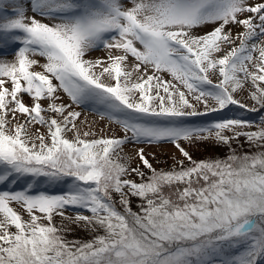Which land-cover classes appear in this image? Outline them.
Masks as SVG:
<instances>
[{"label": "snow or ice", "instance_id": "6c2138e0", "mask_svg": "<svg viewBox=\"0 0 264 264\" xmlns=\"http://www.w3.org/2000/svg\"><path fill=\"white\" fill-rule=\"evenodd\" d=\"M129 3L0 0V185L10 186L0 190V264H264V117L256 131L237 117L193 119L264 109V2ZM205 25L218 26L194 34ZM101 48L106 60L87 59ZM247 85L252 108L235 96ZM61 92L123 137L82 130ZM240 137L258 150L196 161L182 146L231 148ZM160 142L184 158L171 170L153 168L142 148L149 174L122 162L125 144ZM77 209L89 214H67ZM72 225L92 239L69 240Z\"/></svg>", "mask_w": 264, "mask_h": 264}, {"label": "rangeland", "instance_id": "374dc122", "mask_svg": "<svg viewBox=\"0 0 264 264\" xmlns=\"http://www.w3.org/2000/svg\"><path fill=\"white\" fill-rule=\"evenodd\" d=\"M25 2L27 3L28 0H25ZM124 2L126 4V6H130L129 0H124ZM248 2L250 4H255V3L264 2V0H248ZM29 14H31V13L29 12ZM245 15H247V14H245ZM37 18H39V17H37ZM241 18H244V17H241ZM45 22H47V21H45ZM216 26H218V25L202 26V27L196 29L194 34L195 35H204L210 31H212V29ZM225 31H231L233 36H236L238 33L242 32L243 29L238 27V26H235V25H229L226 27ZM257 43H259L260 46H264V41L258 40ZM238 45H239V41H237L236 45H233V46H238ZM227 50H228V47L226 46L225 51H227ZM221 55H223V53H221ZM107 56H108L107 50L102 49V48L101 49H94L89 53V55L87 56V59H90V60H96V59L106 60ZM5 58L9 61L13 59L12 56H8ZM40 62L43 63V60H41ZM127 63H128L129 68H130V66L134 63L133 58L130 57ZM35 70H39V69L37 68ZM97 71H99V69ZM164 78L166 80H171V77L168 76L167 74H165ZM211 78L213 80V84L219 82L218 75L212 76ZM105 82H109V81H107V79H106ZM250 89H251V86L247 85L244 89L240 90L238 93L235 94L236 99H238L242 103L246 104L248 108L253 107V102L249 99ZM60 95L62 97L60 102H62L65 105H71V107L69 108V111H76V112L80 113V117L78 118L76 123L82 130L90 128L92 131L97 133V137H99L100 135L115 136L117 138L123 137V133L120 131L119 126L116 125L115 123L110 122L106 118L101 119L99 112L94 111L92 109H91L92 111H88L83 106L77 107L76 105L72 104L71 100L67 97L66 94H63L61 92ZM189 100L191 102L195 103V101L191 100V97H189ZM25 102L30 103L29 99L26 96H25ZM209 103L211 104V101H209ZM42 106L47 107V102H43ZM199 107L201 110H203V105H200ZM229 107H233L232 112H231V116L237 117V118L239 117L241 119L247 120L246 119L247 114H248L247 109H240L239 107L235 108L236 105H232ZM255 112H259L257 114V116L259 118L264 117V109H260V110L255 111ZM218 114H221V113L220 112L214 113L213 116L209 114L206 117H197V118H193V119L197 125L203 126V125H206L207 123L213 122V121L218 120V119L230 118L228 116H225V117L219 116L218 117L217 116ZM253 114H254V112H249V115H253ZM46 115L51 116L52 114L48 113ZM250 122L253 123L252 124L253 127L245 129V130L246 131L258 130V126H260V120L257 121V123H255L254 119H252ZM29 128H30V131H32V132H35L37 129L39 130L40 133L46 134V132H47L46 128H43L39 125H30ZM68 137L71 138V133L68 134ZM91 138L92 137H89V139H91ZM182 146L185 148L186 151H188L190 153V155L192 156V159L196 160V161L226 159L227 156L232 153L233 149L235 150L237 155H243L245 153H255L258 150L254 146L250 147L249 144L246 142L245 137H240L238 143L234 141L232 143L231 148H229L227 145H218L215 141L197 142V143L191 144V145L187 144V143H182ZM141 148L144 150V155L149 160V162L152 164L153 168H155L158 171L162 170V169L165 171L171 170L175 166L177 160L184 159L181 156V154L179 153V151L175 148V146L171 143L160 142V143H152V144H147V143H140V144L127 143V144H125L121 153H120L121 156H123L125 158L124 161H122V162H126L127 164L130 165L131 168L139 167L141 169V171H144L146 173V175L149 174L148 170L143 167V165L139 161L138 157L136 156V153ZM185 163L187 164V161H185ZM129 178L135 180L136 182H140V178L137 177L135 174H133ZM7 187H10V186L0 185V190H7ZM14 187L16 188V190H20L23 187V185L17 184ZM64 190H66V186L61 187V188H54L51 190V192H52V194H61ZM138 204H139V200H137L136 198H132L131 207H132L133 211H137V205ZM76 211L82 212L83 214H89V213H87L81 209L70 211L67 214L68 215H75ZM54 222L56 223V225L59 226L61 223L60 217H55ZM71 227L73 228V231L70 234H68L67 238L69 240L80 241V236L83 239L82 242L88 241L87 237L92 239L93 234L83 230L82 228H77L75 225H72ZM73 235H76V237L74 238Z\"/></svg>", "mask_w": 264, "mask_h": 264}, {"label": "trees", "instance_id": "16d2710c", "mask_svg": "<svg viewBox=\"0 0 264 264\" xmlns=\"http://www.w3.org/2000/svg\"><path fill=\"white\" fill-rule=\"evenodd\" d=\"M58 226V225H57ZM87 236V235H86ZM73 237L75 238L76 237V235H73ZM88 238V240L90 239L89 237H87ZM83 239H82V237L80 236V241H82ZM86 240V239H85Z\"/></svg>", "mask_w": 264, "mask_h": 264}]
</instances>
